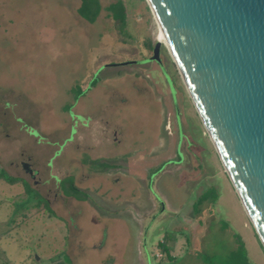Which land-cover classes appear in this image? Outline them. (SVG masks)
Listing matches in <instances>:
<instances>
[{
    "label": "rangeland",
    "instance_id": "1",
    "mask_svg": "<svg viewBox=\"0 0 264 264\" xmlns=\"http://www.w3.org/2000/svg\"><path fill=\"white\" fill-rule=\"evenodd\" d=\"M121 1L127 27L119 34L106 12L92 24L78 23L74 8L79 0H0V132L12 133L10 143L0 145V169L37 193L0 181V264H106L110 256L117 260L111 264H167L156 248L163 238L171 239L175 264H202L195 252L226 255L234 248L233 234L244 243L250 264H264V250L166 47L160 44L159 58L174 93L159 66L144 62L152 52L142 42L151 48L157 42V25L145 0ZM99 2L105 7L113 0ZM93 80L108 82L103 87L109 97L95 104L84 100L78 110L122 128L120 145L98 151L127 153L123 167L139 183L130 186L138 199L130 198L127 206L99 192L91 194L98 206L92 209L98 219L112 220L122 203L124 228L110 221L108 226L89 224V209L56 199L48 176L69 141L65 135L75 130L74 117L66 113L76 115L77 103L64 92L84 93ZM24 128L37 142L23 140ZM9 157L20 167H6ZM27 159L29 169L37 171L32 176L22 169L21 160ZM200 194L208 199L195 215L191 204ZM39 200H47L53 216ZM186 240L189 253L181 257Z\"/></svg>",
    "mask_w": 264,
    "mask_h": 264
},
{
    "label": "water",
    "instance_id": "2",
    "mask_svg": "<svg viewBox=\"0 0 264 264\" xmlns=\"http://www.w3.org/2000/svg\"><path fill=\"white\" fill-rule=\"evenodd\" d=\"M145 2L264 250V0ZM160 44L144 62L159 66L174 93Z\"/></svg>",
    "mask_w": 264,
    "mask_h": 264
},
{
    "label": "crops",
    "instance_id": "3",
    "mask_svg": "<svg viewBox=\"0 0 264 264\" xmlns=\"http://www.w3.org/2000/svg\"><path fill=\"white\" fill-rule=\"evenodd\" d=\"M79 4H80V0H79L78 5L76 6V8H74L75 16H77L76 20H78L77 21L78 23L79 22H85L76 13V10L79 7ZM99 4L101 6L100 2H99ZM105 7L101 6V11H100L99 15L101 14V12H105L104 11ZM98 18H99V16H98ZM97 19H96V21H97ZM85 23H87V22H85ZM107 83H108L107 81H101V82L96 83L93 87L88 86L89 89L86 90V92H84L81 96H78V98H76V99L74 98V103H77V106L75 107V109H72V110H76V115L74 114V116H72L73 115L72 111L71 112L68 111V113H66V114L70 119L72 117H74V119H75L74 120L75 121L74 122L75 130L74 131H68V134L65 135L64 140H69V141L64 145L63 150L60 152L59 156L55 159L56 160L55 165H52V169H56V171L58 173H54V172L52 173L51 172L52 169H51L50 171H48V176L53 181V183H52L53 187L56 188V191H57V193L55 194L56 199H58L59 201H63L64 203L73 204L74 206H77L81 209H83L82 206L87 207L89 209L90 216H91V218L88 220L89 224H92L94 227L98 226L99 224L102 226L104 224L106 226H108V223L110 221V223L121 224L120 226L122 228H124V223H125L124 220L125 219L123 220V218H121V216H120L123 214L121 209H123V207L127 206L128 200L130 198L131 199H138V197H135L136 193H134V191L132 193H130V188H131L130 186L132 185V183H139V182L134 180V179H136L135 175L130 174L128 171H126V168L123 167V165L126 164V162L128 161V154L127 153H122L118 156H115L112 154H108L107 151L102 150V148L105 149V147L107 145L108 146L120 145V142L118 141L119 135H117V134H118V131H122V128L119 127V125H117V124L111 125V123L108 121L107 117L98 118L96 116H93V115L87 114V113H85V115H84L83 112L78 110V109H81V106H82V103L84 102V100H91L95 104V103H97L98 98H100V100H102L104 97L105 98L109 97L108 91H106L105 88L103 87V86H106ZM70 88L72 89V86ZM64 93L69 94V95L73 94V92L71 90L65 91ZM73 97H74V95H73ZM76 118H80V120H82V122H78L76 120ZM83 120L85 121V123H83L84 122ZM22 130L23 131H21L20 134H22L24 136L23 137L24 141L31 142L32 140H34L37 142V139H33L30 135H28L29 133H32L31 131L27 130V128H24ZM61 132H63V131H61ZM11 135H12L11 131L5 132V134L0 132V145H1V143L2 144L4 143L7 145V142H9L10 137H12ZM100 146L102 148H101V150L98 151V148ZM87 160L88 161H98V160L99 161H102V160L106 161L107 160L110 162L111 167L106 169L103 172H100V170H98L97 168L90 167L88 165V163L86 162ZM117 160L120 163H118V164L117 163H111L113 161L116 162ZM10 161H11L10 157L8 159L4 158L3 164L6 167H8L9 169H11V168L13 169L16 166L20 167V165H18V162L12 160V162L10 163ZM21 161H23V163H26V164L28 163L29 166L31 165V163L29 162L30 161L29 159H27L26 161H24V160H21ZM123 161H126V162H123ZM1 162L2 161L0 160V165L2 164ZM122 163H124V164H122ZM15 164H16V166H15ZM176 165H179V164H176ZM176 165H172V166H176ZM199 168H201V167L198 165L197 169H199ZM0 170H4V169L1 168ZM32 171L34 173H37V171H35V169H33V168H32ZM66 178H72L74 186L81 191H87L90 194H92V193L95 194V193H99V192L101 194H105V195L110 194L109 199L112 198L115 202H121L124 200L126 202V205L124 206L121 203L120 205L116 206V209H118V207H119L117 212L114 213L116 216L115 217L116 219H112V220L102 219V220H100L95 216L96 212L92 209V205H90L88 202L78 201L72 197H67L62 193V190L59 186V182L63 179H66ZM156 179L158 180L159 176H158V178L156 177ZM144 180L141 181L140 183H143V182L145 183ZM227 183H228V181H227ZM146 187H147V189H149L148 185ZM136 188H137L138 192L142 190L140 194H141V198L144 199L143 188L138 186V184H137ZM234 194L237 197L235 191H234ZM200 196H201V194H200ZM199 197H197V198H199ZM237 199H238V197H237ZM44 201L47 203V200H44ZM238 202L240 204L239 199H238ZM47 206H48V203H47ZM189 206H190V204H189ZM193 206H194V202H192V204H191V209H193ZM95 207L97 208L98 206L95 204ZM125 210L127 213L126 208H125ZM118 213H119L120 217L117 216ZM198 213H199V211L196 214H198ZM193 214H195V213H193ZM50 215H52V216L54 215L53 211H51ZM174 219H175V216H174ZM125 221H127V220H125ZM197 223L199 224V221H197ZM160 242H163V239ZM142 246L144 249L145 243H142ZM172 250H173V247H172ZM180 255H181V257H187L186 250H184V252L182 251V253ZM171 256L176 258L175 255L171 254ZM110 258H113L112 262H117V260L114 259L113 256H110Z\"/></svg>",
    "mask_w": 264,
    "mask_h": 264
},
{
    "label": "trees",
    "instance_id": "4",
    "mask_svg": "<svg viewBox=\"0 0 264 264\" xmlns=\"http://www.w3.org/2000/svg\"><path fill=\"white\" fill-rule=\"evenodd\" d=\"M101 11V6L98 0H80L79 7L76 10L77 15L84 20L85 22L92 24L96 21ZM104 11L107 13V17L110 18L111 22L113 23L114 28L117 30L119 34H122L123 30L127 27V16H126V9L121 0H113L108 6L104 8ZM143 47L146 50L152 51L153 47L151 48L148 41L142 42ZM97 83V80H93L89 87H93ZM73 92V91H72ZM83 92L77 91L73 92L74 98H78L81 96ZM88 165L92 168H97L100 172L105 171L106 169L111 167L109 161H86ZM175 162V161H174ZM161 170L159 167L156 171ZM151 177V176H150ZM0 181L5 182L8 185H15L21 183L24 187V191L26 194L34 193L37 196V193L33 191L28 184L21 178L11 177L9 176L4 170H0ZM59 186L62 190V193L67 197H72L78 201L88 202L90 205L95 206V200L92 195L87 191H81L74 186L72 178H66L59 182ZM207 196L205 194L201 195L199 198L196 199V202L193 206V213L198 212V206L200 203H204L207 201ZM215 199V198H214ZM40 204L41 201L39 200ZM46 211L51 214L47 203L44 202L41 204ZM38 207V206H37ZM227 229L226 225H223V231ZM232 238L234 240V248L229 251L226 255L221 257L211 256L204 254L203 252L194 253V257L199 260L202 264H250L244 243L242 242L241 238L233 234ZM171 239H164L163 242H158L156 245L157 250L166 258L167 264H175L177 259L171 256L172 246L168 245V242ZM187 248L186 253H189V246L190 244L186 240ZM188 256V255H187ZM67 259V258H66ZM68 261V259H67ZM6 262V261H5ZM69 262V261H68ZM4 263V261H3ZM106 264H111L112 262L106 261Z\"/></svg>",
    "mask_w": 264,
    "mask_h": 264
},
{
    "label": "bare ground",
    "instance_id": "5",
    "mask_svg": "<svg viewBox=\"0 0 264 264\" xmlns=\"http://www.w3.org/2000/svg\"><path fill=\"white\" fill-rule=\"evenodd\" d=\"M154 21H155V19H154ZM156 25H157V23H156ZM155 39H156V41H160L163 45H166L164 35L162 33V30L160 29V27L158 25H157V34H156Z\"/></svg>",
    "mask_w": 264,
    "mask_h": 264
}]
</instances>
